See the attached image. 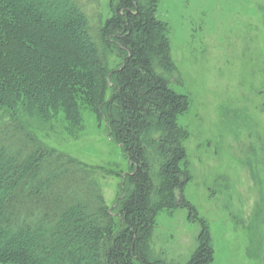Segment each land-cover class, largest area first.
Masks as SVG:
<instances>
[{"label": "trees", "instance_id": "obj_1", "mask_svg": "<svg viewBox=\"0 0 264 264\" xmlns=\"http://www.w3.org/2000/svg\"><path fill=\"white\" fill-rule=\"evenodd\" d=\"M157 3L109 0L101 22L94 0H0V109L10 112L0 117V263L166 264L150 251L157 214L195 210L177 193L189 181L177 123L189 101L170 87L175 65ZM110 54L120 57L112 69ZM79 95L129 163L119 218L93 168L43 145L17 114L62 111L77 123ZM200 224L185 264L213 259Z\"/></svg>", "mask_w": 264, "mask_h": 264}, {"label": "rangeland", "instance_id": "obj_2", "mask_svg": "<svg viewBox=\"0 0 264 264\" xmlns=\"http://www.w3.org/2000/svg\"><path fill=\"white\" fill-rule=\"evenodd\" d=\"M97 18L110 16L109 0H94ZM175 73L170 87L188 97L179 114L188 171L186 208L162 209L150 251L166 264H185L209 230L210 264H264V0H158ZM120 63L110 54L109 69ZM107 89L104 99H108ZM80 119L62 111L48 118L17 110L43 145L91 166L115 218L129 163L97 109L78 96ZM9 111L0 109L6 119ZM191 218H190V217ZM196 216V217H195ZM6 264V263H0Z\"/></svg>", "mask_w": 264, "mask_h": 264}, {"label": "water", "instance_id": "obj_3", "mask_svg": "<svg viewBox=\"0 0 264 264\" xmlns=\"http://www.w3.org/2000/svg\"><path fill=\"white\" fill-rule=\"evenodd\" d=\"M107 78H109V76Z\"/></svg>", "mask_w": 264, "mask_h": 264}]
</instances>
